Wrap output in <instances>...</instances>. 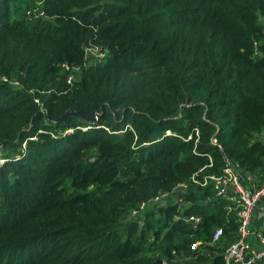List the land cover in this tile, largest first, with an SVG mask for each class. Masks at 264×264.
Returning a JSON list of instances; mask_svg holds the SVG:
<instances>
[{
	"label": "trees",
	"instance_id": "16d2710c",
	"mask_svg": "<svg viewBox=\"0 0 264 264\" xmlns=\"http://www.w3.org/2000/svg\"><path fill=\"white\" fill-rule=\"evenodd\" d=\"M261 135L264 0H0V264H224L238 220L211 185L131 212L226 158L260 184Z\"/></svg>",
	"mask_w": 264,
	"mask_h": 264
},
{
	"label": "built area",
	"instance_id": "2783aa9c",
	"mask_svg": "<svg viewBox=\"0 0 264 264\" xmlns=\"http://www.w3.org/2000/svg\"><path fill=\"white\" fill-rule=\"evenodd\" d=\"M27 17H40L43 11L32 9L27 11ZM256 44V43H255ZM106 54V50L95 44L89 43L84 46L83 65L86 60L99 61ZM256 55L260 52H256ZM62 67L70 71L67 82L72 83L80 67L70 65L66 62L61 64ZM70 129L66 130L69 132ZM167 133H170L167 131ZM198 130H196V134ZM190 137V136H189ZM212 143H216V138H211ZM3 162V161H1ZM211 165V164H210ZM203 168L199 169V172ZM198 184L201 187L211 185L215 197H221L227 200L225 206L227 212H234L237 215L236 239L232 241L224 250V264H264V232L252 227V219L257 206L264 201V180L256 185L251 177L244 178L236 163L227 158L219 174H202L198 178L193 174L188 181L177 182L173 187L160 194L142 201L138 207L132 210L131 216L137 218L142 216L144 211L152 206L166 205L167 203H177L179 208L185 205L183 194L188 191L189 184ZM184 220L189 222L194 229L200 225L201 216L186 215ZM222 235V228L214 229L211 236V243L217 242ZM200 241L192 243L191 247L195 249Z\"/></svg>",
	"mask_w": 264,
	"mask_h": 264
},
{
	"label": "crops",
	"instance_id": "0c3cea01",
	"mask_svg": "<svg viewBox=\"0 0 264 264\" xmlns=\"http://www.w3.org/2000/svg\"><path fill=\"white\" fill-rule=\"evenodd\" d=\"M252 227L256 230L264 232V201H262L256 208L253 219Z\"/></svg>",
	"mask_w": 264,
	"mask_h": 264
},
{
	"label": "rangeland",
	"instance_id": "374dc122",
	"mask_svg": "<svg viewBox=\"0 0 264 264\" xmlns=\"http://www.w3.org/2000/svg\"><path fill=\"white\" fill-rule=\"evenodd\" d=\"M28 9V8H27ZM26 9V13H27V10ZM25 13V15H27ZM27 17V16H26ZM41 17V16H40ZM27 18H29V19H37V18H39V17H27ZM99 46V45H98ZM99 47H101V46H99ZM102 48V47H101ZM103 50H105L104 48H102ZM92 63H94V60H86V63H85V65H83V66H85V67H87V66H89L90 64H92ZM81 70V69H80ZM80 70L76 73V78L78 77V74L80 73ZM258 137H260L261 139H264V136L263 135H261V136H258ZM12 156H15L13 153H12V151L10 150V149H8V148H6V149H3V148H1L0 149V163H1V161H3L4 159H6V157H12Z\"/></svg>",
	"mask_w": 264,
	"mask_h": 264
},
{
	"label": "water",
	"instance_id": "95a60500",
	"mask_svg": "<svg viewBox=\"0 0 264 264\" xmlns=\"http://www.w3.org/2000/svg\"><path fill=\"white\" fill-rule=\"evenodd\" d=\"M72 114L73 115H79L85 119H92L94 116V113L86 115L83 111L78 110V109H72V110L68 111L65 115H72ZM155 264H162V261L158 259L155 261Z\"/></svg>",
	"mask_w": 264,
	"mask_h": 264
}]
</instances>
